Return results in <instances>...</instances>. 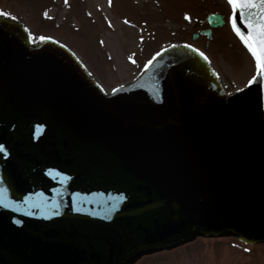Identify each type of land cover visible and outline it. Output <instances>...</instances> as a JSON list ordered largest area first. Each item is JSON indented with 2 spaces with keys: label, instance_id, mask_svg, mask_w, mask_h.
Instances as JSON below:
<instances>
[{
  "label": "water",
  "instance_id": "1",
  "mask_svg": "<svg viewBox=\"0 0 264 264\" xmlns=\"http://www.w3.org/2000/svg\"><path fill=\"white\" fill-rule=\"evenodd\" d=\"M0 13V264L264 245V76L227 91L195 48H165L189 44L175 40L108 91L69 46Z\"/></svg>",
  "mask_w": 264,
  "mask_h": 264
},
{
  "label": "rangeland",
  "instance_id": "2",
  "mask_svg": "<svg viewBox=\"0 0 264 264\" xmlns=\"http://www.w3.org/2000/svg\"><path fill=\"white\" fill-rule=\"evenodd\" d=\"M0 9L20 18L33 40L45 35L69 46L107 90L132 80L175 40L202 51L208 46L206 56L227 91L245 87L256 74L252 55L232 30L228 0H0ZM211 14L226 18V26L214 31L211 41L200 38L193 44V34L208 28ZM144 264H264V246L221 240Z\"/></svg>",
  "mask_w": 264,
  "mask_h": 264
},
{
  "label": "snow or ice",
  "instance_id": "3",
  "mask_svg": "<svg viewBox=\"0 0 264 264\" xmlns=\"http://www.w3.org/2000/svg\"><path fill=\"white\" fill-rule=\"evenodd\" d=\"M65 3H67V0H65ZM109 3H111V0H109ZM228 4L232 9V30L255 60L256 76L253 77L254 82L256 77L264 76V0H228ZM237 12H239L245 27L248 29L247 34L238 27ZM44 15L47 17V12ZM125 22L127 23V21ZM200 55L207 60L204 53L201 52ZM0 151H3V149L0 148Z\"/></svg>",
  "mask_w": 264,
  "mask_h": 264
},
{
  "label": "bare ground",
  "instance_id": "4",
  "mask_svg": "<svg viewBox=\"0 0 264 264\" xmlns=\"http://www.w3.org/2000/svg\"><path fill=\"white\" fill-rule=\"evenodd\" d=\"M222 80V79H221ZM223 82V81H222Z\"/></svg>",
  "mask_w": 264,
  "mask_h": 264
}]
</instances>
